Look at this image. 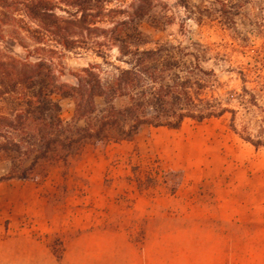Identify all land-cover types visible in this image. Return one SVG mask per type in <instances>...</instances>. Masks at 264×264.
I'll return each instance as SVG.
<instances>
[{
    "label": "rangeland",
    "instance_id": "1",
    "mask_svg": "<svg viewBox=\"0 0 264 264\" xmlns=\"http://www.w3.org/2000/svg\"><path fill=\"white\" fill-rule=\"evenodd\" d=\"M150 1L143 20L124 28L123 35L133 36L138 27L145 49L181 46L184 52L174 55L180 61L189 63L198 56L204 69L215 71L218 81L208 80L206 90H255L264 106V0ZM217 1L227 5L226 13ZM133 3L114 0L108 9L130 12ZM120 19L123 13H112L97 26L109 30ZM105 40L104 34H92L87 45L82 42L57 59L65 72L62 80L76 84L74 74L89 64L126 68L117 48H109ZM96 43L105 44L100 47L105 61L96 54ZM5 46L1 43L0 50ZM12 50L23 52L19 45ZM60 103L62 117L71 120L73 101L60 98ZM4 106L0 103V109ZM228 119L202 124L187 120L177 130L145 129L124 141L133 148L129 155L114 156L117 143L87 146L69 165H53L38 180L0 183V264H34L32 258L14 253L7 241L43 239L38 219L58 226L64 222L68 230L51 231L44 238L61 258L65 243L82 233L71 226L78 217L88 219L84 230L97 226L126 233L139 248L161 240L158 250H149L146 264H264V148L244 142L229 129ZM101 161L105 169L95 180L91 172ZM4 171L1 165L0 174ZM139 195L169 198L172 206L152 205L142 216L132 209ZM100 199L121 206L110 213L107 206L94 205ZM219 203L226 205L227 219L212 217ZM102 213L110 221L100 225L94 216Z\"/></svg>",
    "mask_w": 264,
    "mask_h": 264
},
{
    "label": "trees",
    "instance_id": "2",
    "mask_svg": "<svg viewBox=\"0 0 264 264\" xmlns=\"http://www.w3.org/2000/svg\"><path fill=\"white\" fill-rule=\"evenodd\" d=\"M113 1L0 0V45L6 44L0 50V183L38 180L53 165H69L87 146L132 141L145 129L177 130L187 120L229 117L232 132L264 148V106L255 90H206L217 75L198 56L187 63L174 56L184 52L181 46L145 49L138 27L133 36L123 35L143 20L150 0H134L130 12L109 10ZM217 3L226 13L227 5ZM112 13H123V19L113 20L109 30L97 26ZM98 33L127 67L89 64L74 74L76 84L62 80L65 72L56 60ZM96 44L105 61V44ZM15 45L23 52L14 53ZM60 98L74 103L69 121Z\"/></svg>",
    "mask_w": 264,
    "mask_h": 264
},
{
    "label": "crops",
    "instance_id": "3",
    "mask_svg": "<svg viewBox=\"0 0 264 264\" xmlns=\"http://www.w3.org/2000/svg\"><path fill=\"white\" fill-rule=\"evenodd\" d=\"M113 148L112 154L119 157L129 155L133 149L131 145L124 141L114 144ZM96 165L98 168H93V173L91 172L93 179L95 177L98 178L103 173L102 167L105 169L103 161L96 163ZM94 203L100 209L107 206L110 213L121 206L119 201L108 199L94 200ZM152 205L170 208L172 200L169 198H154L149 200L145 195H139L132 203V209L139 212L140 215L145 216ZM225 207L224 203H219L217 213L212 215V217L219 220L227 219L223 215ZM233 218L238 217L233 216ZM87 220L85 217H78L77 222L75 220V223H71V226H74L78 231L81 230L82 233L65 243L63 255L59 260L54 256L44 238L51 231H58V229L59 231L68 230L65 228L64 222L58 226L54 223L49 224L43 219H38L37 223L44 237L43 239L18 237L9 239L7 242L11 243L14 253L32 258L34 264H146L148 262L146 256H148L149 250H158V247L161 246V240H157L151 246L139 248L136 243L130 241L126 233L99 229L96 228L97 226H95V229L86 231L84 229H87L85 225L88 223ZM94 220L102 225L107 221L109 222L110 217L102 213L101 216H94ZM154 263L158 264L159 262L157 260Z\"/></svg>",
    "mask_w": 264,
    "mask_h": 264
}]
</instances>
